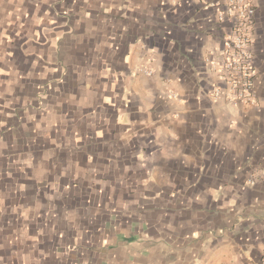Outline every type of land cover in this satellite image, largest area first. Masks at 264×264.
<instances>
[{"label": "crops", "instance_id": "crops-1", "mask_svg": "<svg viewBox=\"0 0 264 264\" xmlns=\"http://www.w3.org/2000/svg\"><path fill=\"white\" fill-rule=\"evenodd\" d=\"M253 2L245 104L214 96L228 27L198 0H0V264L260 260Z\"/></svg>", "mask_w": 264, "mask_h": 264}, {"label": "built area", "instance_id": "built-area-1", "mask_svg": "<svg viewBox=\"0 0 264 264\" xmlns=\"http://www.w3.org/2000/svg\"><path fill=\"white\" fill-rule=\"evenodd\" d=\"M205 8L214 9L215 20L225 23L228 34L223 39L217 60L210 61L221 86L214 96L225 94L231 102L254 103L255 76L253 55L250 51L254 26L253 0H198ZM145 74H152L146 71ZM256 264H264V252Z\"/></svg>", "mask_w": 264, "mask_h": 264}]
</instances>
